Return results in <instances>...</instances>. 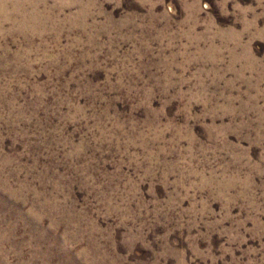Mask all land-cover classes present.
<instances>
[{
  "label": "rangeland",
  "instance_id": "rangeland-1",
  "mask_svg": "<svg viewBox=\"0 0 264 264\" xmlns=\"http://www.w3.org/2000/svg\"><path fill=\"white\" fill-rule=\"evenodd\" d=\"M0 264H264V0H0Z\"/></svg>",
  "mask_w": 264,
  "mask_h": 264
}]
</instances>
